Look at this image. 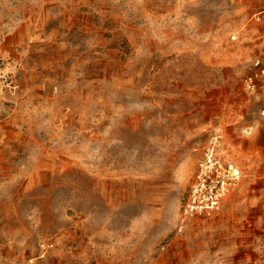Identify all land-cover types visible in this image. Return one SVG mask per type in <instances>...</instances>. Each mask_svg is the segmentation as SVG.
<instances>
[{
	"label": "rangeland",
	"instance_id": "374dc122",
	"mask_svg": "<svg viewBox=\"0 0 264 264\" xmlns=\"http://www.w3.org/2000/svg\"><path fill=\"white\" fill-rule=\"evenodd\" d=\"M257 58L264 0H0V264H264ZM216 129L243 177L181 228Z\"/></svg>",
	"mask_w": 264,
	"mask_h": 264
},
{
	"label": "built area",
	"instance_id": "2783aa9c",
	"mask_svg": "<svg viewBox=\"0 0 264 264\" xmlns=\"http://www.w3.org/2000/svg\"><path fill=\"white\" fill-rule=\"evenodd\" d=\"M255 18L259 20L260 15ZM254 66L258 72L244 80L245 88L252 93L258 89L257 77L264 75V65L260 58L254 61ZM2 77L0 73V79ZM242 177L243 169L231 158L223 131L216 129L208 138L197 162L193 182L181 208V228L196 215L210 216L219 212L239 186Z\"/></svg>",
	"mask_w": 264,
	"mask_h": 264
}]
</instances>
